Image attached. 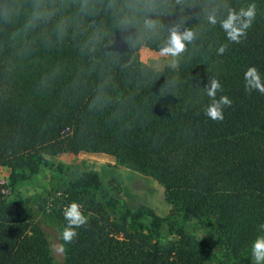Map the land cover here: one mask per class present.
<instances>
[{"label":"trees","instance_id":"obj_1","mask_svg":"<svg viewBox=\"0 0 264 264\" xmlns=\"http://www.w3.org/2000/svg\"><path fill=\"white\" fill-rule=\"evenodd\" d=\"M226 4L255 5L240 43L208 22L226 16ZM173 30L196 34L173 66L129 64L140 47L162 52ZM250 66L264 80V0H0V165L9 185L48 156L99 152L151 175L171 205L170 215L129 206L90 169L45 198L0 191V264H254L252 242L264 235V94L246 91ZM212 78L222 85L216 98L232 101L222 121L205 114ZM73 201L88 222L65 243ZM32 205L60 223L59 261L29 220Z\"/></svg>","mask_w":264,"mask_h":264},{"label":"rangeland","instance_id":"obj_2","mask_svg":"<svg viewBox=\"0 0 264 264\" xmlns=\"http://www.w3.org/2000/svg\"><path fill=\"white\" fill-rule=\"evenodd\" d=\"M174 63L175 57L162 55L161 52L146 47H140L129 61L130 65L149 71L171 67ZM46 162L47 165H41L35 175L24 181L15 182L13 186L9 185L11 171L6 167L7 173H0V184H3L0 191L12 198L15 195L45 198L48 193L63 190L67 177L73 178L81 171L90 169L95 171L99 179L129 206L143 203L158 215H170L171 213V205L164 196L162 186L155 178L120 164L111 155L79 151L74 154L48 156ZM49 164L52 166L50 167ZM56 165H60L61 170H56ZM31 208L30 222H36L46 234L51 255L59 261L63 256L60 223L36 205H32ZM192 231L199 239L205 240L204 235L197 228H193Z\"/></svg>","mask_w":264,"mask_h":264},{"label":"clouds","instance_id":"obj_3","mask_svg":"<svg viewBox=\"0 0 264 264\" xmlns=\"http://www.w3.org/2000/svg\"><path fill=\"white\" fill-rule=\"evenodd\" d=\"M225 8L226 16L218 19L217 15L212 13L208 16V22L213 26L219 23L229 41L240 43L241 38L246 36L247 29L251 27L255 19V5L240 8L238 11L231 8L228 4L225 5ZM195 39L196 34L191 30H185L184 32L173 30L161 54L179 57L187 50V43H191ZM226 48L227 45H221L218 48V54L222 55L226 51ZM244 80L246 91L251 92L256 90L264 94V80H262L255 66L247 68L244 73ZM204 88L211 100V103L205 109V114L214 121H222L224 119V108L231 106V99L226 95L220 96L219 99L216 98L217 92L222 88L220 81L216 78L209 80V84L205 85ZM63 215L67 221V225L63 230L62 239L65 243H71L78 235L76 230L87 224L88 217L83 212V206L76 201L71 202L64 209ZM260 228L264 229V224H261ZM251 254L254 264H264V235L257 236L252 242Z\"/></svg>","mask_w":264,"mask_h":264},{"label":"crops","instance_id":"obj_4","mask_svg":"<svg viewBox=\"0 0 264 264\" xmlns=\"http://www.w3.org/2000/svg\"><path fill=\"white\" fill-rule=\"evenodd\" d=\"M1 172L7 173V170H6V167L5 166H1L0 165V173Z\"/></svg>","mask_w":264,"mask_h":264}]
</instances>
